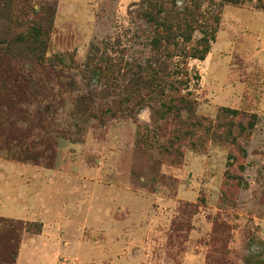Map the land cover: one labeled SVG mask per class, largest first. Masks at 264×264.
<instances>
[{
	"label": "rangeland",
	"instance_id": "1",
	"mask_svg": "<svg viewBox=\"0 0 264 264\" xmlns=\"http://www.w3.org/2000/svg\"><path fill=\"white\" fill-rule=\"evenodd\" d=\"M155 2L0 0V264H264V0H201L181 117L133 82Z\"/></svg>",
	"mask_w": 264,
	"mask_h": 264
},
{
	"label": "trees",
	"instance_id": "2",
	"mask_svg": "<svg viewBox=\"0 0 264 264\" xmlns=\"http://www.w3.org/2000/svg\"><path fill=\"white\" fill-rule=\"evenodd\" d=\"M232 1V0H229ZM145 12L147 23L151 25L152 40L150 42L152 56L146 63L139 65L133 71V82L149 92V101L159 103L165 116L184 113L193 115L197 109L196 101L180 93L187 89L190 77L188 64L190 59L204 61L211 50L210 41L203 37V51L187 48L193 40L196 31L201 28L203 17L201 0H191L184 9L173 0V6L163 0H156ZM50 29V27H49ZM42 26L33 29L34 39L31 43L45 45L41 39ZM134 68H136L134 66ZM221 112L238 116L241 111L223 107ZM242 130L245 129L241 124ZM35 227V230H33ZM23 231L40 235L43 232L41 222L24 221Z\"/></svg>",
	"mask_w": 264,
	"mask_h": 264
},
{
	"label": "crops",
	"instance_id": "3",
	"mask_svg": "<svg viewBox=\"0 0 264 264\" xmlns=\"http://www.w3.org/2000/svg\"><path fill=\"white\" fill-rule=\"evenodd\" d=\"M11 166H15V167H18L19 168V170H20V168H25V167H32V166H30L29 164H23V165H19V164H10ZM33 168V167H32ZM34 169V168H33ZM51 172V173H50ZM49 173V174H48ZM48 175H45L46 177H49L48 179H53L54 178V176L55 175H53V170H48ZM45 177V178H46ZM47 179H45V181H46ZM44 181V182H45ZM29 183H31L30 182V180H29ZM29 183H27V184H29ZM24 190L25 189H27L26 187H24L23 188ZM28 200H29V205L31 206V204H36L37 203V201L39 200V197L36 195V194H31L29 197H28ZM25 204V203H24ZM26 205V204H25ZM30 206H28V205H26V208L27 209H29L30 211H32V207H30ZM13 219V218H12ZM16 220H18V219H16ZM22 221H30V220H22ZM30 222H41L42 224H43V232H42V234L44 233V230H45V224H47V219H46V217H41L40 219H38L37 221H30ZM86 230H88V229H85V232H86ZM42 234H40V235H42ZM61 235H63V233H61ZM35 236H39V235H35ZM70 244H69V242H65L64 243V246H69Z\"/></svg>",
	"mask_w": 264,
	"mask_h": 264
}]
</instances>
